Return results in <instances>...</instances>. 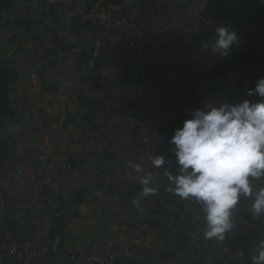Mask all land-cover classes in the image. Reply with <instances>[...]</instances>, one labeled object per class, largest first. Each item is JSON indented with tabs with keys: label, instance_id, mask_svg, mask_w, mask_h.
Here are the masks:
<instances>
[{
	"label": "crops",
	"instance_id": "0c3cea01",
	"mask_svg": "<svg viewBox=\"0 0 264 264\" xmlns=\"http://www.w3.org/2000/svg\"><path fill=\"white\" fill-rule=\"evenodd\" d=\"M85 2L81 9L43 0H0V61L14 75L9 86L14 139L0 168V255L9 261L0 264H23L11 251L30 248L42 254L31 264L118 263L108 255H123L126 264H169L168 259L205 264V257L212 264H251L254 245L264 239V216H253L252 199L240 197L232 215L240 233L231 255L222 257L220 240L204 238L202 205L168 192L165 171L178 173L167 137L171 125L182 127L207 104L260 99L246 93L264 78V16L241 10L236 0ZM201 4L204 11H198ZM101 12L133 16L154 33L146 44L145 84L166 89L162 101L130 90L127 71L135 60L130 43L137 36L100 25ZM160 24L165 31H159ZM218 26L239 38L227 58L201 47ZM96 37L104 49L90 68ZM187 83L196 105L178 95ZM208 95L216 102H208ZM123 101H130L135 112L129 128L117 110ZM39 155L48 164L43 170ZM155 155L165 158L160 168L151 164ZM137 163L140 172L131 167ZM149 174V186L157 191L144 197L139 179ZM252 184L254 190L264 187V178ZM34 205L41 207L27 208ZM138 206L144 210L137 211ZM172 206L176 209L166 214ZM194 215L201 251L188 248ZM156 253L160 258L153 262Z\"/></svg>",
	"mask_w": 264,
	"mask_h": 264
},
{
	"label": "clouds",
	"instance_id": "9594fccd",
	"mask_svg": "<svg viewBox=\"0 0 264 264\" xmlns=\"http://www.w3.org/2000/svg\"><path fill=\"white\" fill-rule=\"evenodd\" d=\"M238 43L235 31L218 26L212 37L201 41V47L212 56L227 58ZM246 94L260 99L198 108L169 140L178 173L165 171L167 191L202 205L205 239L224 240L233 228L232 215L241 196L252 199L250 211L254 217L264 216V187L254 190L252 184L264 178V78ZM151 164L160 168L165 158L155 155ZM131 167L142 170L138 163ZM139 183L144 197L156 194L157 189L149 186L150 174L140 177ZM254 250L251 264H264V239L256 242Z\"/></svg>",
	"mask_w": 264,
	"mask_h": 264
},
{
	"label": "built area",
	"instance_id": "2783aa9c",
	"mask_svg": "<svg viewBox=\"0 0 264 264\" xmlns=\"http://www.w3.org/2000/svg\"><path fill=\"white\" fill-rule=\"evenodd\" d=\"M47 4L51 3H58L63 6H76L81 9L86 7L85 0H43ZM204 11L205 6L204 4H201L198 8V11ZM87 15V14H86ZM85 15V17H87ZM211 14L203 18V23H208L211 19ZM200 18V17H199ZM98 20L100 22V25H104L106 23L112 24L115 27L122 28L125 30L131 31L134 35L137 36L138 40H133L130 45L134 49V55L135 60L132 63V65L129 67L127 71V81L128 86L130 90H132L134 93L137 94H146L151 99L155 100L156 102H160L163 100L164 94L168 93L166 89H161L159 91H155L151 87H147L145 84V76L147 74L148 70V62H147V51H146V44L149 39L153 36L152 31L144 30L142 29L133 16H126V15H117V14H110L107 12H101L98 16ZM159 31H165L166 26L160 24L158 26ZM104 49V42L101 39V37H96L92 43V48L90 52L89 59L87 61L88 66L93 68L95 66V62L97 58H99L103 52ZM122 57L118 56V59L120 60ZM225 73L228 72L225 68L223 70ZM191 84L187 83L183 87V92L181 94H178L179 97L185 101L189 102L190 104L196 105L195 100L193 97H191ZM205 99L210 103H215L216 98L212 95H208L205 97ZM122 121L123 125L126 128H129L131 125L135 123V112L133 105L130 101H123L118 105L117 108ZM180 128L178 125H171L170 129L168 130L167 137L171 138L174 135V130ZM145 144H147V141L145 140ZM169 149L168 145H165L164 150L167 151ZM174 170H176V162L173 164ZM48 166L47 161L43 155L38 156V169L43 170ZM41 205H34L33 207H27L28 209H34L38 210L40 209ZM175 206L168 207L164 209V212L167 214L173 210H175ZM144 210V207L138 206L137 211L142 212ZM199 223V217L198 215H194L192 218L189 227H188V235L190 236V242L188 244L189 249H196V250H203L204 243L200 241V235L196 231L197 226ZM233 228L225 234L224 240L220 241L219 244V255L222 257H228L232 253V247L233 242L240 233V225L237 221H232ZM29 244L33 245L34 241L29 240ZM11 254L13 255V258L17 261L23 262V264H31L33 261L37 260L42 256L37 250L35 249H28L25 252H19L17 249H13L11 251ZM108 261H117V264H126V259L123 255H108L107 257ZM160 258L159 253H156L155 258L153 259V262ZM0 260H3L4 262H7L9 260L3 259L2 255H0ZM169 264H177L175 260L168 259ZM205 264H212L211 259L209 257L204 258ZM152 263V262H151Z\"/></svg>",
	"mask_w": 264,
	"mask_h": 264
},
{
	"label": "trees",
	"instance_id": "16d2710c",
	"mask_svg": "<svg viewBox=\"0 0 264 264\" xmlns=\"http://www.w3.org/2000/svg\"><path fill=\"white\" fill-rule=\"evenodd\" d=\"M255 13L262 15L259 12ZM13 79V73L8 70L4 62L0 61V154L5 150L11 140L9 125L13 112L10 108L9 86Z\"/></svg>",
	"mask_w": 264,
	"mask_h": 264
},
{
	"label": "rangeland",
	"instance_id": "374dc122",
	"mask_svg": "<svg viewBox=\"0 0 264 264\" xmlns=\"http://www.w3.org/2000/svg\"><path fill=\"white\" fill-rule=\"evenodd\" d=\"M236 1L238 7L241 6L240 7L241 9L248 12L251 11L252 14H256L255 12H259L262 15H264V3H261L260 0H236ZM9 130H10L11 140L9 141L8 146L5 148V150L2 151V153L0 154V168L6 163L7 159L11 155V143L12 140L14 139V134L12 133L11 125H9Z\"/></svg>",
	"mask_w": 264,
	"mask_h": 264
}]
</instances>
